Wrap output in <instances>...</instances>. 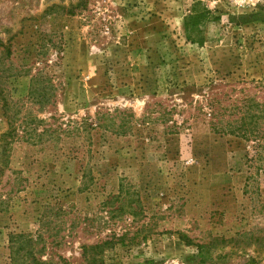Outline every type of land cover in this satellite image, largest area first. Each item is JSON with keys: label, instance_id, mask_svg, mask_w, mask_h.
Instances as JSON below:
<instances>
[{"label": "rangeland", "instance_id": "374dc122", "mask_svg": "<svg viewBox=\"0 0 264 264\" xmlns=\"http://www.w3.org/2000/svg\"><path fill=\"white\" fill-rule=\"evenodd\" d=\"M0 264H264V0H0Z\"/></svg>", "mask_w": 264, "mask_h": 264}, {"label": "trees", "instance_id": "16d2710c", "mask_svg": "<svg viewBox=\"0 0 264 264\" xmlns=\"http://www.w3.org/2000/svg\"><path fill=\"white\" fill-rule=\"evenodd\" d=\"M96 248H98V246L92 247L91 249L93 250V249H96ZM84 254H87V251L84 252Z\"/></svg>", "mask_w": 264, "mask_h": 264}]
</instances>
